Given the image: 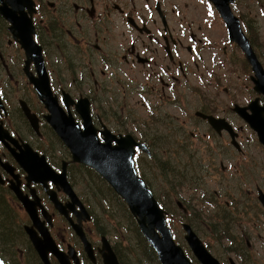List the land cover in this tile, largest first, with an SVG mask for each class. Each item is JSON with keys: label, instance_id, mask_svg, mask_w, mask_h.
Wrapping results in <instances>:
<instances>
[{"label": "flooded vegetation", "instance_id": "af4514ba", "mask_svg": "<svg viewBox=\"0 0 264 264\" xmlns=\"http://www.w3.org/2000/svg\"><path fill=\"white\" fill-rule=\"evenodd\" d=\"M242 1L230 2L231 19L212 0H0V224L9 230L3 243L17 235L18 215L27 263L45 264L39 247L50 264H106L110 247L123 264L115 248L119 235L110 234L111 241L101 222L97 188L90 187L92 202L72 182L75 171L88 166L66 145L72 134L63 137L48 120L42 92L57 104L65 126L85 130L88 112L100 143L113 146L130 136L141 144L132 158L135 170L152 191V168L163 189H175L186 221L173 209L167 223L184 233L179 241L172 230L193 264L204 263L184 224L219 264H264V93L247 58L251 49L264 68V0H247V11ZM236 63L251 84L244 93L240 84L223 87L225 95L236 92L224 101L217 93L221 80L233 75L219 70ZM187 88L198 102L188 112L175 103ZM157 138L167 145L157 148ZM27 155L50 172L30 173ZM89 168L129 211L112 184ZM185 186L202 191L199 201L209 206L203 218L182 196ZM0 259L13 264L1 250Z\"/></svg>", "mask_w": 264, "mask_h": 264}, {"label": "water", "instance_id": "95a60500", "mask_svg": "<svg viewBox=\"0 0 264 264\" xmlns=\"http://www.w3.org/2000/svg\"><path fill=\"white\" fill-rule=\"evenodd\" d=\"M212 1L226 17L233 19L230 10V2H233L234 0ZM250 50L251 49L247 50V58L251 62L255 71V87L259 92L264 93V68L259 62L257 56H255L252 50ZM42 86L43 85L40 84V89L43 88ZM40 96L45 100L47 107L51 111L48 120L54 124L57 131L63 137L72 134L67 137L66 145L70 147L74 158L82 164L94 167L99 171L101 175L112 184L115 191L125 199L132 214L136 218L142 233L149 244L155 249L160 263L193 264L186 256L183 248L175 241L173 232L166 222V211L160 207L159 202L152 191L148 189L145 181L137 175L136 170L133 168L132 158L135 153V146H141V144L134 141L130 136L124 139L121 138L120 140L117 139V144L113 146L111 143L107 142L100 143L96 136L95 129L91 126L88 112L84 113L85 130H81L70 124L65 126L60 120L64 117L59 113L57 104L51 101L42 92H40ZM30 118L32 119L31 116ZM32 121L33 125L37 127V122L33 119ZM259 133L261 139L264 141V130H259ZM31 157L33 159V157L36 156H26L27 164L31 168L29 171L30 173L32 171L33 175H38L39 173L50 172V168L45 163L44 165L47 172L42 171L41 169L43 166H41L40 163L37 164L36 162H33ZM61 185L65 190L71 192L70 184L64 182L61 183ZM75 202L79 206L83 205L78 196L75 197ZM184 229L187 231L186 239L194 249L198 258L204 264H219V262L206 250L201 240L188 224H184ZM77 232L83 235L79 229H77ZM33 240L37 245L36 240ZM38 249L44 263L50 264L47 256L42 254L39 247ZM106 260V264H120L116 254L110 247H108ZM0 264L5 263L0 259Z\"/></svg>", "mask_w": 264, "mask_h": 264}, {"label": "rangeland", "instance_id": "374dc122", "mask_svg": "<svg viewBox=\"0 0 264 264\" xmlns=\"http://www.w3.org/2000/svg\"><path fill=\"white\" fill-rule=\"evenodd\" d=\"M248 1L244 0L241 3V9L244 8L245 5H247ZM237 9L239 10V5H237ZM245 10V9H243ZM247 11V10H245ZM258 13V12H257ZM264 22V20H262ZM260 40H261V48L264 46V31L260 34ZM235 63V62H233ZM246 70V69H245ZM247 71V70H246ZM219 72L224 76L226 75H233L232 78H226L221 80V86L218 89V94L221 97L227 96L230 100H234L236 97V92L235 90L231 89V93L227 92V95L224 94L223 87H230L231 84L233 86H236L240 84V91L244 93L246 91V86L247 84H251L249 81H247L245 75L248 73H244L238 64L236 63L235 65H223L220 67ZM195 84V83H194ZM193 84V85H194ZM183 93L178 96V99L176 100V104L179 106H182L187 112L189 110H193L198 107V102H191L190 96H191V91L190 89H181ZM193 95V94H192ZM210 97H213L212 95ZM224 98V97H223ZM239 99V98H238ZM237 99V101H238ZM178 100L181 101V104L178 103ZM226 101V99H223ZM202 105V104H201ZM171 106L170 102H166L164 105L165 109H169ZM228 105L227 104H220L219 107H224L226 108ZM173 109L178 113V115H182L179 108L176 107L175 105L173 106ZM193 113H189V115H193ZM17 125V124H16ZM15 125V128L18 127V131L21 134H26L30 136V131L28 130H22L20 129V126ZM148 133H153L151 129H147ZM156 147L161 148L162 146L167 145V140L166 138L164 141H160L159 138L156 139ZM196 147H194L195 149ZM148 163L152 165V160L149 159ZM157 171H155L153 168L150 170H147V174L150 175L151 179L153 180V186L155 189H153V193H157L160 197L164 198L167 202H169V206L174 209L175 211H180L178 214L180 216V220L186 221L185 214L181 213V207L177 206L176 208V202H175V196L173 195V192L175 189H163V184L159 180L157 176ZM75 184L76 189L78 192H82L83 196L88 198L89 201H92V196H95L94 194V189H90V187H96L98 190V195L97 199L100 200L99 204V213H100V219L102 224H104L106 227L104 228L105 232L108 234V237L110 238L115 234H118L120 237V240L117 241L115 248L116 250L120 253L122 256V263L123 264H151L149 261H147L144 257H142V253L139 251L138 248V243L142 240L139 236L135 235L133 224L130 222V216L129 212L123 204L119 202V198L114 195L113 189H109L110 187L105 186V184L100 185L92 179L90 176V171L88 172L87 170H81L80 171L77 169L74 173V178L72 181ZM103 191V192H102ZM170 191L172 193V196L170 198L166 197V194ZM181 194L183 197H186L187 199L190 200L191 204V210L193 213L199 217L203 218L205 214L209 212V209L207 208V204L202 205L201 201H199V197H202V191L197 190V189H188L186 186L183 189H180ZM102 192V193H101ZM194 195V196H192ZM206 196V195H204ZM156 197V196H155ZM209 198L213 199V196H207ZM181 199H183L181 197ZM180 201V200H179ZM192 205H194L192 207ZM207 205V206H206ZM209 207V206H208ZM183 209V208H182ZM203 209L204 211H201ZM205 210L207 212H205ZM231 220V223L233 224L232 218L229 217ZM18 220V215L16 217V220L12 225L15 228V231L17 235L13 237L9 242L3 243L1 240L2 237V232H0V250L13 262V264H39V262L35 259L32 258L31 262L27 263L25 257H22V253L19 249H26L25 243L21 239H25L23 234L21 233V230L18 226L17 223ZM0 222H4L3 217L0 218ZM169 226L171 227L172 230H174V234L177 236V239L179 241H183V235L184 233H181L180 228L177 223H173V221H169ZM129 227L133 229H129ZM126 228L127 230H124ZM182 228V226H181ZM229 234H231L230 231H228ZM112 236H111V235ZM10 246L11 250H6V247Z\"/></svg>", "mask_w": 264, "mask_h": 264}, {"label": "trees", "instance_id": "16d2710c", "mask_svg": "<svg viewBox=\"0 0 264 264\" xmlns=\"http://www.w3.org/2000/svg\"><path fill=\"white\" fill-rule=\"evenodd\" d=\"M88 172L91 171L88 167L85 169ZM103 192V191H102ZM174 194V193H173ZM178 197H181V195H179L178 192H176ZM115 195V194H114ZM117 196V195H116ZM156 198L158 199V201L160 202V204L163 206V208L169 213L172 214V208L169 206V202H167L164 198L160 197L157 193H155ZM172 196V193L170 191H168V193L166 194L167 198H170ZM129 212V211H128ZM130 216V222L133 224V228H134V232L135 235L139 236L140 238H142V240L138 243V248L139 251L142 253V255L145 257V259L147 261H149L151 264H158V259H157V255L155 250L149 245V243L147 242L146 238L143 236V234L141 233L135 219L132 217V215L129 213ZM131 227H129V229H133ZM126 229V228H125ZM127 230V229H126ZM0 232H2V234H4L5 237H8L9 235V230L6 227V224H0Z\"/></svg>", "mask_w": 264, "mask_h": 264}]
</instances>
